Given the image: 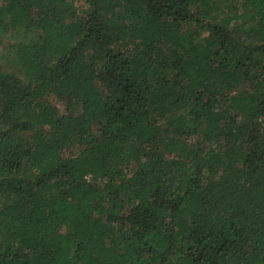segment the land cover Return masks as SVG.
Masks as SVG:
<instances>
[{"label": "trees", "instance_id": "trees-1", "mask_svg": "<svg viewBox=\"0 0 264 264\" xmlns=\"http://www.w3.org/2000/svg\"><path fill=\"white\" fill-rule=\"evenodd\" d=\"M0 0V264H264V0Z\"/></svg>", "mask_w": 264, "mask_h": 264}, {"label": "rangeland", "instance_id": "rangeland-1", "mask_svg": "<svg viewBox=\"0 0 264 264\" xmlns=\"http://www.w3.org/2000/svg\"><path fill=\"white\" fill-rule=\"evenodd\" d=\"M81 1V4H84L85 0ZM13 40V37H4L3 40L0 41V64L8 71L21 74L17 62V55L11 46Z\"/></svg>", "mask_w": 264, "mask_h": 264}]
</instances>
